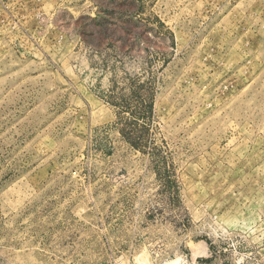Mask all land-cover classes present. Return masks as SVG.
<instances>
[{
	"label": "rangeland",
	"instance_id": "1",
	"mask_svg": "<svg viewBox=\"0 0 264 264\" xmlns=\"http://www.w3.org/2000/svg\"><path fill=\"white\" fill-rule=\"evenodd\" d=\"M0 264H264V0H0Z\"/></svg>",
	"mask_w": 264,
	"mask_h": 264
}]
</instances>
